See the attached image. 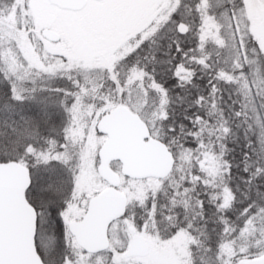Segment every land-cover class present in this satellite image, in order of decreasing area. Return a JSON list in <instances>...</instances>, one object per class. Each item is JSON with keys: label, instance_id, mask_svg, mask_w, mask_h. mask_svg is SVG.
Returning <instances> with one entry per match:
<instances>
[{"label": "trees", "instance_id": "obj_1", "mask_svg": "<svg viewBox=\"0 0 264 264\" xmlns=\"http://www.w3.org/2000/svg\"><path fill=\"white\" fill-rule=\"evenodd\" d=\"M244 8L243 0H178L115 66L123 103L139 111L175 157L172 173L158 179L162 186H146L143 199L125 183L146 179L122 176L120 188L129 197L124 217L137 227L148 224L161 238L186 229L189 264H244L264 256V50L242 30ZM208 16L214 26L205 30ZM72 86L60 80L16 86L0 66V161L29 168L27 195L38 218L44 206L35 195L39 160L32 148L60 143L65 115L54 98ZM39 94L53 106L36 116L29 108L45 106L35 99ZM139 94L144 98L134 97ZM59 209L52 205L49 219H60ZM55 237L51 256L59 264L68 251L59 227Z\"/></svg>", "mask_w": 264, "mask_h": 264}, {"label": "rangeland", "instance_id": "obj_2", "mask_svg": "<svg viewBox=\"0 0 264 264\" xmlns=\"http://www.w3.org/2000/svg\"><path fill=\"white\" fill-rule=\"evenodd\" d=\"M3 1L6 0L0 1V66L6 77L21 87L26 83L52 86L59 80L73 85L68 90L62 88L54 98L61 100L58 111L63 110L65 115V121L57 123L63 126L60 143L51 139V146L32 148L39 160L35 195L44 206L39 210L37 241L50 260L46 264L59 261L51 256L58 248V227L68 251L59 264H189L192 237L186 229L161 238L148 224L137 227L123 217L110 226L109 250L91 254L77 244L68 227L71 220L83 216L89 198L109 185L99 172V150L106 134L99 130L98 121L113 107L126 105L114 72L116 63L175 9L178 0H88L80 10L67 9L50 0ZM243 1L245 8L239 13L242 30L253 33L264 50V0ZM210 20L211 16L206 17L205 30L214 26ZM46 27L56 30L60 40L46 39L41 33ZM134 97L143 99L144 95ZM35 99L45 104L43 108L30 106L36 116L53 106L46 95L39 94ZM40 126L35 119L33 127L38 130ZM151 136L155 137L153 133ZM51 161L56 164L47 165ZM45 163L48 168L43 167ZM111 167L120 173V163L112 162ZM52 177L55 179L50 180ZM145 179L125 184L143 199L146 186L163 184L155 177ZM58 180L63 186L56 183ZM56 204L60 206V219H49L48 214L53 216L51 207ZM136 236L148 243V255L129 254Z\"/></svg>", "mask_w": 264, "mask_h": 264}, {"label": "water", "instance_id": "obj_3", "mask_svg": "<svg viewBox=\"0 0 264 264\" xmlns=\"http://www.w3.org/2000/svg\"><path fill=\"white\" fill-rule=\"evenodd\" d=\"M64 8L80 10L88 0H50ZM51 41L60 34L49 27L41 31ZM98 128L106 134L99 150V172L109 185L89 198L86 210L79 219L68 223L78 245L88 253H98L110 247L109 227L125 215L128 195L118 186L120 174L110 166L121 163V173L143 179L165 178L175 164L173 152L161 139L151 136L146 120L127 105H118L104 113ZM31 184L29 168L18 161H0V264H46L37 247L38 214L27 192ZM148 243L136 236L129 253L145 256ZM255 264H264V256ZM254 264V263H253Z\"/></svg>", "mask_w": 264, "mask_h": 264}]
</instances>
